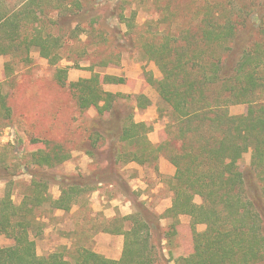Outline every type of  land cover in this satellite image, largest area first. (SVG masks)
<instances>
[{"label": "trees", "instance_id": "16d2710c", "mask_svg": "<svg viewBox=\"0 0 264 264\" xmlns=\"http://www.w3.org/2000/svg\"><path fill=\"white\" fill-rule=\"evenodd\" d=\"M91 2L0 0V55L12 54L28 62L30 52L37 50L56 67L57 83L67 85L69 66H59V62L65 58L70 40L96 31L95 21L83 24L87 10L100 4ZM258 15L251 28L264 34V13ZM116 17L124 28L112 35L113 40L118 31V41L104 38L102 44L107 41L115 48L135 47L142 34L137 30L138 11L122 9ZM246 23L245 19L214 11L204 17L197 38L185 30L180 37L169 32L159 40L153 36L140 41L144 56L153 60L161 73L159 78L148 73L147 81L164 103L159 108L160 117L165 119L164 137L160 143H152L147 137L152 126L136 122L129 114L118 139L131 147L126 152V162L154 163L163 153L175 166L172 205L164 212L172 219L166 234H174L180 215L190 217L193 231V251L175 259L178 264H264V41H251L248 34L252 30ZM62 27H67L64 33L60 31ZM242 33H246L245 37ZM109 55L111 59L118 57L113 51ZM107 61L102 64L107 65ZM94 65L84 67L92 72L89 77L72 81L68 87L80 110L94 107L102 116L118 97L104 85L122 84L125 77L93 72ZM74 66L81 65L76 62ZM134 98L138 108L150 103L143 93ZM238 103L246 104V111L230 113L229 106ZM1 105L10 110L4 98ZM30 142H43L44 147L29 152L33 167L28 191L16 203L12 181L5 178L6 186L0 195V235L13 240L11 245L0 246V264H155V230L160 216L145 212L141 205L134 213L121 217L130 226L121 230L124 241L118 259L85 246H78L70 256L59 250L39 255L33 229L42 226L43 210L68 211L84 191H93L99 183H116L94 172L86 176L56 175L48 169L68 160L70 152L49 139L32 137ZM248 151L255 173L246 176L239 161ZM106 170L113 171L112 167ZM0 171L8 174L4 165ZM122 183L126 187V181ZM51 184L60 188L57 197L49 193ZM118 187L129 196L126 188ZM196 195L202 203L195 202ZM200 223L205 224L203 231L195 228Z\"/></svg>", "mask_w": 264, "mask_h": 264}, {"label": "rangeland", "instance_id": "374dc122", "mask_svg": "<svg viewBox=\"0 0 264 264\" xmlns=\"http://www.w3.org/2000/svg\"><path fill=\"white\" fill-rule=\"evenodd\" d=\"M100 1L99 6L87 10L83 24L88 26L91 21L96 31L83 33L80 38L70 40L65 48V58L59 66H69L67 85L61 86L55 79V69L48 61L41 57L37 50L30 52L28 62L21 61L12 54L0 55V166L8 168V174L0 171V195L6 186L5 180L12 181L13 199L18 203L25 191H28L31 179L29 152L34 148H43V142L31 143L32 137L49 139L51 143H59L70 152V158L60 165L48 169L56 175L75 174L89 175L94 172L98 177L114 179L113 186L109 183L97 184L96 188L107 196L119 195L129 199L136 206L160 216L158 228L156 226L155 264H178L177 258L184 257L193 251V231L188 215H180L175 225L174 234H166L172 224V219L164 215L170 206L174 191L171 187V175L168 174L170 162L165 154H160L156 162L137 164L126 162V152L131 148L126 142L119 141L118 133L129 114L136 121H145L152 126L147 134L148 139L158 144L164 137L165 119L160 117L159 108L164 105L159 98L156 88L147 81V74L159 78L161 73L153 60L144 56L140 41L151 37L161 39L165 33L180 37L185 30L194 37H199L204 25V17L214 11L231 15L240 20L245 19L248 29L252 30L256 15L264 13V0H87ZM119 1H121L119 3ZM118 2V4H117ZM138 11L137 23L140 25L141 39L136 46L116 47L102 44L103 39H111L115 30L123 28L117 22L116 13L120 10ZM102 14V15H101ZM259 16V15H258ZM55 33L57 28L51 26ZM67 30L62 27L61 33ZM100 31L103 35H100ZM60 33V32H59ZM246 33H242L245 37ZM252 40L264 41V34L257 30L249 31ZM99 49V50H98ZM86 52H83L85 51ZM118 57H110V52ZM118 51V52H116ZM99 52V53H98ZM108 60L107 65L102 61ZM78 62L81 66L76 67ZM9 63L6 70L5 65ZM93 66V72H103L125 77L122 84H106L104 88L118 94L111 110L100 116L94 107L80 110L76 98L68 87L72 81L82 77H89L91 71L88 65ZM145 94L150 103L138 108L134 96ZM4 98L9 105L6 111L1 105ZM247 105L244 103L232 104L229 111L232 114L244 113ZM44 115L46 116H42ZM14 131L17 133L14 135ZM18 134V136H17ZM11 141H14L13 143ZM166 161L162 166L161 160ZM240 169L248 176L255 173L251 168V153L246 152L239 161ZM112 167L113 173L107 171ZM161 169H163L161 171ZM6 178V179H5ZM140 178L145 181L140 184ZM132 179V180H131ZM126 181V187L122 183ZM134 182V183H132ZM261 186L263 184L258 181ZM120 185L128 190L125 196ZM145 186V187H144ZM49 193L53 197L60 194V188L51 184ZM93 195V191H84L77 199V203H86ZM196 203H202L200 196L194 197ZM138 208V207H137ZM53 212L43 210L41 218L43 224L34 228L37 253L46 256L59 250L70 256L78 246L92 249L106 243L99 236L92 237L103 229L129 228L130 222L121 220L122 214L117 213L113 219H102L96 215L91 220L88 215L68 214L57 216ZM151 221V220H150ZM152 223V222H151ZM197 231H203L205 224L196 225ZM172 230V229H170ZM93 232L88 237L86 232ZM161 241V242H160ZM13 240L0 235V246H8Z\"/></svg>", "mask_w": 264, "mask_h": 264}, {"label": "crops", "instance_id": "0c3cea01", "mask_svg": "<svg viewBox=\"0 0 264 264\" xmlns=\"http://www.w3.org/2000/svg\"><path fill=\"white\" fill-rule=\"evenodd\" d=\"M136 122H139V121H136ZM16 133L17 132L14 131V135ZM17 136H18V134H17ZM11 142L13 143L14 141H11ZM161 164H162V166L166 165L165 159L161 160ZM170 164L171 165H169L168 174H170L172 177L175 173V166L171 162H170ZM162 170L163 169H161V171ZM136 181L140 184V186H142L143 184L145 185V181L141 180L140 178H136ZM132 183H134V182H132ZM99 184H102V183H99ZM109 186L112 187L113 184H110ZM145 186H147V184ZM171 205H172V202H171L170 206ZM134 212H135L134 205L126 197L122 196L121 194L113 195V196H107L106 194H104L101 191L100 188H96L93 190V195L88 199V201L86 203H80V202L77 203V200H76V202L70 207V209L68 211L57 209V210H55L54 214L57 216L64 215L65 213H68L70 215L71 214H73V215L74 214H77V215L82 214V217H83L84 213H86L89 217V219H87V221L91 220L96 215H100L102 217V219H111L113 221V219L117 216V213H120V214H122V216H125L128 214H132ZM121 230H125V228H119L118 227V228L109 229V230L103 229L101 231H98V233L95 234V236H93V232L87 231L86 235L88 237L93 236L92 237L93 239H96L97 236H99L103 240L107 241L106 243L101 244L100 246L93 247L92 250H94L100 254H103L107 258L118 259L122 253L123 241H124V236L121 233L122 232Z\"/></svg>", "mask_w": 264, "mask_h": 264}]
</instances>
